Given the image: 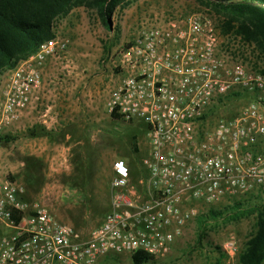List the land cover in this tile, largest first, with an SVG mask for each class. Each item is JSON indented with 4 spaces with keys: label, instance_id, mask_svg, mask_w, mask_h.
<instances>
[{
    "label": "built area",
    "instance_id": "1",
    "mask_svg": "<svg viewBox=\"0 0 264 264\" xmlns=\"http://www.w3.org/2000/svg\"><path fill=\"white\" fill-rule=\"evenodd\" d=\"M220 19L194 12L143 24L122 51L124 74L107 109L146 128L139 156L148 180L131 185L126 161L114 163L111 210L84 242L0 167V264H101L109 256L168 257L190 224L212 207L264 191V75L238 62ZM68 42L55 36L12 70L0 103V136L21 120L43 85L49 59ZM252 100L237 115L204 126L228 96ZM225 264H241L238 239L220 245Z\"/></svg>",
    "mask_w": 264,
    "mask_h": 264
},
{
    "label": "rangeland",
    "instance_id": "2",
    "mask_svg": "<svg viewBox=\"0 0 264 264\" xmlns=\"http://www.w3.org/2000/svg\"><path fill=\"white\" fill-rule=\"evenodd\" d=\"M159 3V0H141L124 12L117 11L114 15L116 28L114 33L108 32L102 26L94 11L85 8L73 9L68 16L57 19L54 24L56 36L68 42L67 52L62 56V59H57L60 63L58 73H80L85 79L82 84L84 91L89 90L92 85L97 86L96 81L99 77L103 80L99 85L101 93L98 95L97 103L98 105L104 104L106 111L98 117L100 123L97 126L99 128L92 124L93 129L88 132L91 141L88 140L90 143H86L91 151H96V160L93 162L95 164L94 173L91 174L87 191L84 190L85 187L76 186L80 182L74 176L73 156L69 157L66 163L68 170L62 172L51 170L50 160L47 161L46 158L40 156L39 159L43 161L41 189L29 190L24 183L27 172L25 160L28 157L37 158V156L27 155L26 145H28L30 138L27 136L26 124H23L21 128L6 130L0 137V167L3 172L14 177L25 186L27 198L29 197L30 201L46 205L61 222L80 227L79 233L83 237H86L95 227L99 226L111 210L114 163L118 160H124L131 165L133 173H147L141 164L140 157L134 153L132 148V136L136 134L139 138L140 150H148V137L144 126L141 123L124 124L112 119L106 106L111 90L120 83L124 76L118 67L122 51L127 45L134 43L143 24H165L169 15L182 18L190 13L209 11L199 6L195 0H169L165 5L164 12L158 6ZM125 24L132 25L128 34L126 30L123 31L122 29ZM229 46L233 57L238 62L257 72L259 71L256 70L255 65H258L259 70L264 69V62L258 59L252 47L243 45L235 38H230ZM11 72L12 70H9L0 75V103L3 100ZM251 101L249 96L245 94L240 97L228 96L222 103L213 107L209 117L204 122V126L212 128L219 119L237 115ZM6 137L15 140L6 141L3 139ZM148 176L147 173V177L141 180L146 182ZM141 180L135 183L134 179L131 178L130 183L140 188ZM260 194L259 192L250 195L242 201L248 205L257 204L259 199L254 197ZM48 196H50L51 201L44 202ZM233 204L212 207L210 210L224 211ZM210 210H206L199 216L208 214ZM224 213L225 215L218 220L210 221L207 237L202 246L197 242L196 219L198 216L189 225L185 235L176 241L168 257L154 260L148 264H225V256L217 248L223 241L234 236L238 239L242 251L246 242L255 232L256 218L251 215L238 222L228 223L226 218L228 213ZM101 264L134 263L129 255H113L104 259Z\"/></svg>",
    "mask_w": 264,
    "mask_h": 264
},
{
    "label": "trees",
    "instance_id": "3",
    "mask_svg": "<svg viewBox=\"0 0 264 264\" xmlns=\"http://www.w3.org/2000/svg\"><path fill=\"white\" fill-rule=\"evenodd\" d=\"M137 1L0 0V75L15 69L19 63L35 54L44 42L54 38L56 36L55 22L59 18L68 16L73 9L83 7L94 11L102 26L111 32L116 30L114 28L115 13L124 11ZM195 2L220 19L221 34L224 37L235 38L243 45L252 47L258 59L264 62V0H195ZM255 68L264 75V69L259 70L258 65H255ZM242 95L236 93L232 96ZM110 116L116 121H121L116 112H112ZM144 130L146 132V128ZM46 135H51V133L40 125L29 129L27 134L30 138ZM3 139L15 140L11 137ZM132 148L139 156V138L136 134L132 136ZM94 160H96V151H91L88 144L74 149L72 159L75 167L74 176L80 182L76 186L85 187L86 191L90 185L88 182L92 177L91 174L94 173ZM25 162L27 166L24 181L26 187L29 190L41 189L43 161L36 157H28ZM129 169L135 183L147 177L148 172L145 169L147 172L145 174L133 173L131 165ZM260 193L254 197L259 199L257 204L248 205L242 200L235 201L224 211L210 210L208 214L199 216L196 219L198 244L200 246L204 244L210 221L218 220L225 215L224 212L228 213L226 217L228 223L238 222L253 215L256 218L255 232L246 242L239 260L241 264H264V191ZM27 199L29 200V197ZM217 249L220 250V247ZM131 259L134 264L154 262V259L142 253L133 255Z\"/></svg>",
    "mask_w": 264,
    "mask_h": 264
},
{
    "label": "crops",
    "instance_id": "4",
    "mask_svg": "<svg viewBox=\"0 0 264 264\" xmlns=\"http://www.w3.org/2000/svg\"><path fill=\"white\" fill-rule=\"evenodd\" d=\"M140 1L138 0L135 3ZM159 2L158 6L164 12L165 5L169 0H159ZM79 8L82 9L83 7ZM169 17L174 18L172 15H169ZM131 27L132 25L125 24L122 29L123 31L126 30L128 34ZM115 31H111V33ZM59 65L57 59L52 58L47 61L42 69L43 85L33 93L30 108L23 114V117L14 128H21L23 124H26L25 129L29 130L35 125H40L50 132L51 135L43 137H29L26 152L28 156H37V158L42 156L47 161L50 160L51 170L62 172L68 170L66 163L69 157L73 156L74 149L90 143L88 140L91 141V136L88 132L93 129L92 124L94 127L99 128L97 126L100 123L98 117L106 111V107H104V104L98 105L97 103L98 95L101 93L99 85L103 81L101 77L96 81L97 86L92 85L89 90L84 91L82 89V84L85 81L84 77L76 72L58 73ZM59 162L61 163L59 164ZM62 166L64 167L62 168ZM46 201H51L50 196L44 202ZM73 227L76 241L84 242L88 239L89 234L83 237L79 233L80 227Z\"/></svg>",
    "mask_w": 264,
    "mask_h": 264
}]
</instances>
